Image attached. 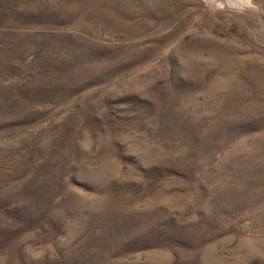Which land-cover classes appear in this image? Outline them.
<instances>
[{
  "label": "rangeland",
  "instance_id": "rangeland-1",
  "mask_svg": "<svg viewBox=\"0 0 264 264\" xmlns=\"http://www.w3.org/2000/svg\"><path fill=\"white\" fill-rule=\"evenodd\" d=\"M0 264H264V0H0Z\"/></svg>",
  "mask_w": 264,
  "mask_h": 264
}]
</instances>
